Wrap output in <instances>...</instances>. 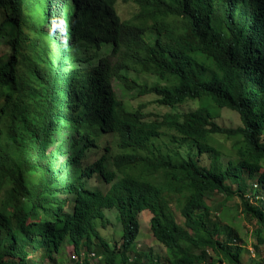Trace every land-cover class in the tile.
Wrapping results in <instances>:
<instances>
[{
    "label": "trees",
    "instance_id": "obj_1",
    "mask_svg": "<svg viewBox=\"0 0 264 264\" xmlns=\"http://www.w3.org/2000/svg\"><path fill=\"white\" fill-rule=\"evenodd\" d=\"M119 1L128 2L0 0V264H46L65 244L74 264H161L134 250L143 212L164 264H246L232 224L208 229L206 198H238L264 246V0H131L137 13L127 21L115 11ZM103 45L110 52L92 68L73 66L81 46ZM127 73L158 82L139 85ZM114 82L164 107L208 98L218 112L200 106L148 122L144 106L129 110ZM223 108L240 126L215 123ZM94 129L112 145L82 167L96 147ZM212 136L232 142L234 164L220 165ZM188 143L211 165L183 157ZM95 175L107 191L79 187ZM252 180L260 205L246 197ZM110 211L118 249L96 229Z\"/></svg>",
    "mask_w": 264,
    "mask_h": 264
},
{
    "label": "rangeland",
    "instance_id": "obj_2",
    "mask_svg": "<svg viewBox=\"0 0 264 264\" xmlns=\"http://www.w3.org/2000/svg\"><path fill=\"white\" fill-rule=\"evenodd\" d=\"M115 11L119 18L123 21L130 20L136 13L137 8L132 3L131 0L124 3L119 1L115 5ZM5 37L0 39V44L4 43ZM110 52L109 46H101L100 50L93 51L91 49L89 52H86L84 47L81 46L78 51H74L72 56L73 58H78L80 61L73 63V66H90L91 68L94 66L95 62ZM85 60H88V63H85ZM129 79L135 81L139 85L147 84L154 85L158 82V79L154 76H145L135 73H127ZM114 90L118 97L125 103L129 110L134 111L139 106L143 105L144 109L142 113L146 116V121H159L165 114H177L182 115L188 112L195 111L197 108L202 106L207 109L211 113H217L218 108L215 104L209 100L208 98H203L202 100H193L188 101L182 105L171 107L159 106L155 103L156 97L154 95L141 96L138 97L136 92H123L121 88L118 86L116 82L113 83ZM219 118L215 120V123L223 128H236L240 126V119L237 113L223 108L219 111ZM91 138L95 140L96 147L91 148L81 157V165L84 167L86 164L91 165L99 158H101L103 154V148L105 146L111 147L112 145V137L110 135H104L100 131L94 129L90 132ZM216 138V143H214L213 139ZM231 141H227L223 137L212 136L210 140V144L214 146L218 151H220L219 163L224 168L228 165V163H235V157L231 151ZM67 144L62 145V157H60V161L64 159V151L67 149ZM54 148V147H53ZM180 153L183 157H193L195 158L201 165L210 166L212 163V158L209 155H201L198 153L196 147L192 143H188L180 148ZM86 165V166H87ZM110 172L112 168L109 167ZM78 185L81 189L89 188L91 190H100L107 191L110 185L104 184L100 176H92L91 179L86 180L84 177L78 180ZM256 180L248 181L249 192L246 195L249 198L250 203L252 205H260L262 201L263 195L258 192L259 187H256ZM255 193L256 199H250L251 194ZM62 198H65L63 196ZM263 203V201H262ZM206 204L211 208L209 215L205 217V221L208 224V229H211L212 226L218 222H222L223 224H232L238 232L240 237V244L244 248L243 250V259L246 264H250L252 261L260 262L264 259V246L257 245V240L253 236V229L255 222L250 220L246 216L240 213V203L239 199L227 198L226 196L218 193H213L207 196ZM150 213L143 212L139 214V222H140V237L136 241V245L134 250L136 252H144L150 259L161 260L160 263L164 264L165 262V249L159 244L152 236L150 232ZM176 220L178 224H183V221L179 218L178 214H176ZM96 229L100 232L101 236L112 246L118 249V246L121 245V229L120 225L116 219V212L110 211L106 213V218L104 222L96 221ZM254 246L257 249H254ZM88 252L86 253V255ZM91 257V254L89 255ZM44 258V257H42ZM82 258V257H81ZM90 264H95L96 260L90 258ZM209 260V256L207 257ZM76 261L74 256L73 249L68 245H64L57 255H54L53 261H48L46 259V264H74ZM130 261L133 262L134 258L130 257ZM155 262V261H154Z\"/></svg>",
    "mask_w": 264,
    "mask_h": 264
},
{
    "label": "built area",
    "instance_id": "obj_3",
    "mask_svg": "<svg viewBox=\"0 0 264 264\" xmlns=\"http://www.w3.org/2000/svg\"><path fill=\"white\" fill-rule=\"evenodd\" d=\"M76 258V257H75Z\"/></svg>",
    "mask_w": 264,
    "mask_h": 264
}]
</instances>
